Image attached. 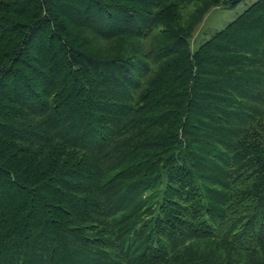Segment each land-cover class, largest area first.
Here are the masks:
<instances>
[{
  "label": "trees",
  "instance_id": "trees-1",
  "mask_svg": "<svg viewBox=\"0 0 264 264\" xmlns=\"http://www.w3.org/2000/svg\"><path fill=\"white\" fill-rule=\"evenodd\" d=\"M0 0V264H264V0Z\"/></svg>",
  "mask_w": 264,
  "mask_h": 264
},
{
  "label": "rangeland",
  "instance_id": "rangeland-1",
  "mask_svg": "<svg viewBox=\"0 0 264 264\" xmlns=\"http://www.w3.org/2000/svg\"><path fill=\"white\" fill-rule=\"evenodd\" d=\"M255 1L257 0H244L234 8H223L220 6L211 8L197 26L189 41L191 49H196L212 34L223 29Z\"/></svg>",
  "mask_w": 264,
  "mask_h": 264
}]
</instances>
